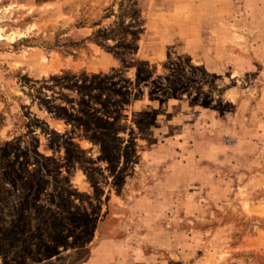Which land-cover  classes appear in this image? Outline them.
Masks as SVG:
<instances>
[{
    "label": "rangeland",
    "instance_id": "rangeland-1",
    "mask_svg": "<svg viewBox=\"0 0 264 264\" xmlns=\"http://www.w3.org/2000/svg\"><path fill=\"white\" fill-rule=\"evenodd\" d=\"M0 264H264V0H0Z\"/></svg>",
    "mask_w": 264,
    "mask_h": 264
}]
</instances>
